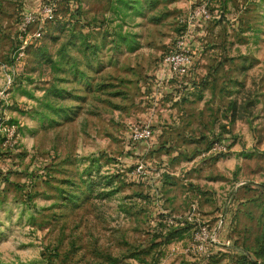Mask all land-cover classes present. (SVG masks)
<instances>
[{
    "label": "rangeland",
    "instance_id": "obj_1",
    "mask_svg": "<svg viewBox=\"0 0 264 264\" xmlns=\"http://www.w3.org/2000/svg\"><path fill=\"white\" fill-rule=\"evenodd\" d=\"M0 264H264V0H0Z\"/></svg>",
    "mask_w": 264,
    "mask_h": 264
},
{
    "label": "built area",
    "instance_id": "obj_2",
    "mask_svg": "<svg viewBox=\"0 0 264 264\" xmlns=\"http://www.w3.org/2000/svg\"><path fill=\"white\" fill-rule=\"evenodd\" d=\"M44 17L48 18L51 16V6L44 4ZM197 13L199 21L201 24L204 21V17L208 15L206 7L204 5H198L192 11V14ZM36 16L31 10L26 9L21 13L20 26L22 29L28 25ZM43 18V17H42ZM42 20V19H41ZM42 23V21L40 22ZM34 34H39V29L33 31ZM186 40L177 37L166 49H164L159 57L158 65L160 67L161 73L165 74L166 77L172 76L184 70L189 66L191 62V54L189 52V47L186 45ZM149 127L147 125L141 127H134L132 129V138L138 139L140 137L147 136L149 134Z\"/></svg>",
    "mask_w": 264,
    "mask_h": 264
}]
</instances>
